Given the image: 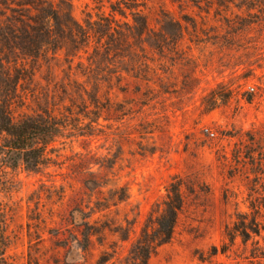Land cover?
I'll return each mask as SVG.
<instances>
[{"label":"rangeland","instance_id":"obj_1","mask_svg":"<svg viewBox=\"0 0 264 264\" xmlns=\"http://www.w3.org/2000/svg\"><path fill=\"white\" fill-rule=\"evenodd\" d=\"M143 2L153 38L139 45L135 56L120 60L121 86L128 84L129 93L115 89L98 121L94 115H80L85 135L72 139L61 157L55 153L50 167L29 171L0 162V254L5 235L7 264H94L104 251L117 253L116 264H129L142 229L161 214L168 188L177 180L183 184L184 207L172 241L149 264H264V259L251 257L255 247H264L260 238L246 244L237 239L232 251L221 253L229 243L225 227L237 221V213L250 212L247 183L232 179L235 145L249 140L251 131L261 136L264 149V0ZM71 3L74 20L85 28L97 20L94 1ZM103 11L108 15L110 4ZM126 12L132 23L131 12ZM162 34L168 38L164 43ZM144 62L153 79L151 91L143 90V96L134 89L138 80L132 70ZM83 63L77 68L76 61L72 72L85 74L86 57ZM69 65L62 59L57 65L33 66L35 78L19 90L27 103H18L16 114L62 111L69 105L65 97L57 98L68 83ZM214 92L220 96L217 102ZM223 156L226 168L219 160ZM98 182L103 184L101 193L94 185ZM117 188H125L128 199L113 206ZM225 189L238 198L227 203ZM102 198L111 208L93 219L114 231L104 246L95 238L87 255L73 237L69 247L56 238L61 217L76 209V203L94 208Z\"/></svg>","mask_w":264,"mask_h":264},{"label":"trees","instance_id":"obj_2","mask_svg":"<svg viewBox=\"0 0 264 264\" xmlns=\"http://www.w3.org/2000/svg\"><path fill=\"white\" fill-rule=\"evenodd\" d=\"M92 1L98 4L99 14L97 20L89 21L85 28L74 20L71 0H0V162L6 168L22 166L29 171H39L50 167L55 162V153L57 158L61 157L60 152L72 139L85 135L82 134L84 120L80 115L84 119L94 115L98 121L104 101L111 102L110 96L115 89L129 93L128 84L121 86L124 70L118 65L125 55L129 58L135 56L136 48L153 38L150 14L144 12L147 4L144 0ZM106 3L111 8L108 15L103 11ZM140 7L144 10H139ZM126 10L131 12L132 23L127 21ZM116 15L124 21L118 20ZM182 38L179 36L178 41ZM161 39L164 43L167 35L162 34ZM153 47L159 49L160 46ZM84 57L88 63L86 72L79 76L72 72L73 65L77 61V68L83 67ZM62 59L70 64L68 83L61 86V94L57 98L65 97L63 101L68 100L69 105H64L62 111L54 108L17 115V104L23 107L27 103L19 90L23 83L35 78L32 67L57 65ZM132 71L136 72L135 78L141 83H136L134 89L144 96L143 90L152 89L153 78L149 74L152 69L149 63L144 62ZM81 79L86 80L82 82ZM212 96L215 102L220 99L215 92ZM91 122L96 123L94 120ZM246 135L249 140H240L233 151L232 179L247 183L250 212L237 213V221L225 227L229 243H224L222 254L232 251L237 239L245 244L256 238L264 240V149L261 136L256 138L251 131ZM219 160L224 168L229 165L225 156ZM94 185L101 193L103 184L98 182ZM182 185L181 180L170 184L161 214L147 221L130 251L129 264H149L151 256L172 241L184 207ZM65 198L62 188L60 200ZM232 198L237 199L238 195L225 189L224 200L228 203ZM127 199L125 188H117L113 194V206ZM76 204L77 208L68 216L61 217V228L57 230L56 238L64 239V245L69 247L68 239L73 237L80 249L91 255L93 240L96 238L104 246L107 234L114 232L108 223L93 219L97 213L109 210L111 204L105 198L94 202V208ZM85 209H90V212ZM4 228L6 232L7 226ZM7 239L4 235L1 264H7ZM215 251L216 255L218 250ZM116 255V252L104 251L94 264H116L113 262ZM251 257L264 259V247H255Z\"/></svg>","mask_w":264,"mask_h":264},{"label":"built area","instance_id":"obj_3","mask_svg":"<svg viewBox=\"0 0 264 264\" xmlns=\"http://www.w3.org/2000/svg\"><path fill=\"white\" fill-rule=\"evenodd\" d=\"M250 91H251V92H253V91H254V89H253V88H251V89H250Z\"/></svg>","mask_w":264,"mask_h":264}]
</instances>
